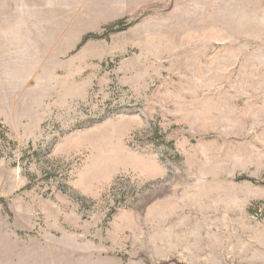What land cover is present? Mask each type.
<instances>
[{
	"label": "rangeland",
	"instance_id": "1",
	"mask_svg": "<svg viewBox=\"0 0 264 264\" xmlns=\"http://www.w3.org/2000/svg\"><path fill=\"white\" fill-rule=\"evenodd\" d=\"M0 264H264V0H0Z\"/></svg>",
	"mask_w": 264,
	"mask_h": 264
},
{
	"label": "trees",
	"instance_id": "2",
	"mask_svg": "<svg viewBox=\"0 0 264 264\" xmlns=\"http://www.w3.org/2000/svg\"><path fill=\"white\" fill-rule=\"evenodd\" d=\"M118 31H121V30H118Z\"/></svg>",
	"mask_w": 264,
	"mask_h": 264
}]
</instances>
